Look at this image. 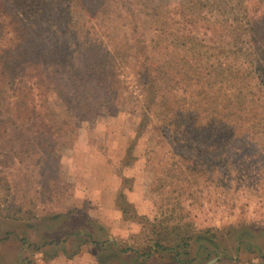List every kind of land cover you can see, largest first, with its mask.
Listing matches in <instances>:
<instances>
[{
    "label": "trees",
    "instance_id": "16d2710c",
    "mask_svg": "<svg viewBox=\"0 0 264 264\" xmlns=\"http://www.w3.org/2000/svg\"><path fill=\"white\" fill-rule=\"evenodd\" d=\"M131 55L145 92L136 107L114 88L117 64ZM49 91L80 121L138 110L136 135H174L185 174L234 180L249 140L264 143V0H0V137L15 120L22 132L56 136L35 103ZM115 205L149 237L115 253L192 261L189 241L202 230L188 214L149 220L123 192Z\"/></svg>",
    "mask_w": 264,
    "mask_h": 264
},
{
    "label": "rangeland",
    "instance_id": "374dc122",
    "mask_svg": "<svg viewBox=\"0 0 264 264\" xmlns=\"http://www.w3.org/2000/svg\"><path fill=\"white\" fill-rule=\"evenodd\" d=\"M193 44L195 50L203 48ZM139 67L131 55L115 68L114 88L129 107L144 98ZM25 90L21 85L20 92ZM35 103L43 104L39 116L54 125L56 136L35 135L32 128L22 132L15 120L0 137V264H39L60 248L69 254L71 235L96 246L110 234L124 245L144 244L146 228L119 218L120 192L149 220L162 212L171 218L188 214L202 230L188 246L189 257L199 264L211 258L220 264H264V143L257 137L249 140L234 180H210L201 171L188 172L189 177L180 168L174 135H136L138 110L113 115L102 110L80 121L55 92ZM254 119L261 128L262 116ZM18 210V220L3 217Z\"/></svg>",
    "mask_w": 264,
    "mask_h": 264
},
{
    "label": "crops",
    "instance_id": "0c3cea01",
    "mask_svg": "<svg viewBox=\"0 0 264 264\" xmlns=\"http://www.w3.org/2000/svg\"><path fill=\"white\" fill-rule=\"evenodd\" d=\"M137 212L141 214H147L141 209L137 210ZM118 215L120 219L121 217L123 219V216L120 212H118ZM126 227L127 224L123 225L124 230L127 229ZM110 235L106 239H102L101 243L99 241L98 246H96V244L93 243L94 241L86 242L84 240L80 242L76 238L77 235L75 237L74 235L68 236L67 242H71L72 245H74V249L71 251V253L69 254L65 253L63 251V248H60V250L57 251L55 254H52L51 256L46 257L45 259H41L39 264H177V263H171V261L166 256L161 257L159 252L155 254L153 253L149 258L139 257L138 255L130 251H126L123 253L122 252L115 253L116 250H118V248L124 247V244L118 242L115 236H110ZM123 241H126V239H124ZM199 263L200 261L192 260L188 264H199ZM220 263L221 261L218 262V259H216V261L213 264H220ZM248 264H252V263L249 262ZM256 264L259 263L256 262Z\"/></svg>",
    "mask_w": 264,
    "mask_h": 264
},
{
    "label": "water",
    "instance_id": "95a60500",
    "mask_svg": "<svg viewBox=\"0 0 264 264\" xmlns=\"http://www.w3.org/2000/svg\"><path fill=\"white\" fill-rule=\"evenodd\" d=\"M217 258H212L208 260L205 264H213L216 261Z\"/></svg>",
    "mask_w": 264,
    "mask_h": 264
}]
</instances>
